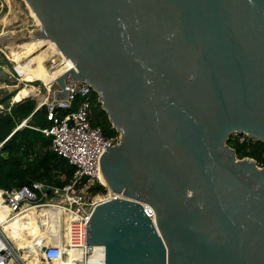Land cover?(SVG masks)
<instances>
[{
  "label": "water",
  "instance_id": "95a60500",
  "mask_svg": "<svg viewBox=\"0 0 264 264\" xmlns=\"http://www.w3.org/2000/svg\"><path fill=\"white\" fill-rule=\"evenodd\" d=\"M5 2V53L53 41L57 98L88 83L121 135L99 169L122 196L87 223L105 264H264V167L228 144L264 141V0Z\"/></svg>",
  "mask_w": 264,
  "mask_h": 264
},
{
  "label": "built area",
  "instance_id": "2783aa9c",
  "mask_svg": "<svg viewBox=\"0 0 264 264\" xmlns=\"http://www.w3.org/2000/svg\"><path fill=\"white\" fill-rule=\"evenodd\" d=\"M66 87L69 89L68 97H53L46 101L47 117L52 124L42 131L52 137L50 148L75 166L72 180L63 187L35 181L32 185L0 191L12 214L18 213L28 205L53 211L49 214L50 222L53 219L59 224L64 222L63 238L54 231L50 233V238H43L42 245L41 241L37 243L38 248L31 247L35 253L37 249L41 251L40 257L45 263L105 264V249L103 253L97 248L100 246L87 244V223L99 203L120 197V194L113 192L102 182L99 156L107 148L106 144H118L121 135L116 131L115 134L106 136L101 126L92 125L90 94L93 89L88 83L67 78ZM80 96H83V99L79 100ZM0 106L2 108V105ZM59 111L66 113L61 114ZM26 124L27 122L23 121L20 127ZM244 138L245 136H241L242 140ZM98 183L105 186L106 192H93L92 188ZM99 196L101 197L97 198ZM144 208L145 213L154 218L153 207L144 204ZM25 253L0 226V264H29Z\"/></svg>",
  "mask_w": 264,
  "mask_h": 264
},
{
  "label": "trees",
  "instance_id": "16d2710c",
  "mask_svg": "<svg viewBox=\"0 0 264 264\" xmlns=\"http://www.w3.org/2000/svg\"><path fill=\"white\" fill-rule=\"evenodd\" d=\"M11 96L9 94L5 99ZM90 102L92 125L101 126L106 136L115 134L116 129L94 90L90 94ZM47 112L45 104L38 108L35 98L22 99L13 103L8 110L0 112V189L19 188L32 185L35 181L63 187L72 180L75 166L50 148L52 137L42 131L52 124ZM59 113L64 114L66 111ZM25 120L27 124L20 127ZM241 136L245 138L242 140ZM228 144L235 149L239 158H254L258 165L264 167V141L245 134H234L230 136ZM92 190L94 193L106 192L101 183Z\"/></svg>",
  "mask_w": 264,
  "mask_h": 264
},
{
  "label": "bare ground",
  "instance_id": "6f19581e",
  "mask_svg": "<svg viewBox=\"0 0 264 264\" xmlns=\"http://www.w3.org/2000/svg\"><path fill=\"white\" fill-rule=\"evenodd\" d=\"M48 43L50 47L57 53V56L55 59H53V61L57 63L51 70L45 65V60L47 59L48 54L46 49L43 50V47L23 60H19L16 54L12 53V60L17 63L18 70L22 75V81L25 82V84L15 93V101H20L26 97H29L31 94H37V90L39 88H36L34 85L30 84V82H34L36 80H40L45 83L53 82L61 74L65 73L72 67H75V64L72 62V60L66 58L53 41ZM102 182L105 184L103 179ZM105 185H108V183ZM100 197L101 196L97 198ZM105 199H107V197H105ZM50 213L52 214L53 211L50 212L47 208L36 209L35 207L26 205L18 213L12 214L5 204L4 197L0 191V226L3 232L6 233L13 241H15L19 249H24L29 264H56L45 263L40 257L41 251L37 249L35 253L31 249V247L38 248L39 245L37 243L40 241L42 245L44 240L43 238H50V233H54V231L63 238V229L65 227L64 222L59 224L56 223L55 219H53L51 222L48 221ZM67 216L69 217V215ZM46 234H48V236H45ZM97 248L102 250L104 253V247L100 246Z\"/></svg>",
  "mask_w": 264,
  "mask_h": 264
},
{
  "label": "rangeland",
  "instance_id": "374dc122",
  "mask_svg": "<svg viewBox=\"0 0 264 264\" xmlns=\"http://www.w3.org/2000/svg\"><path fill=\"white\" fill-rule=\"evenodd\" d=\"M9 7L5 0H0V17H3L7 14ZM0 112L8 110L10 106L15 103L14 94L17 90L22 87L25 82L22 81V75L18 70L17 63H15L12 58V53L7 55L0 43ZM47 50V59L45 60V65L48 69H53L57 62L53 61L57 56V53L50 47L49 43L43 46V50ZM55 81V80H54ZM43 82L40 80H36L34 82H30V84L34 85L37 90V94H31L29 97L38 98L40 101H48L46 94L49 90H57L58 84L55 82ZM51 88H49V85ZM5 87V88H4ZM9 94H12L10 98H6ZM47 98V99H46ZM13 99V100H12ZM9 105V106H8ZM8 106V107H7ZM4 108V109H3ZM122 196V195H120Z\"/></svg>",
  "mask_w": 264,
  "mask_h": 264
},
{
  "label": "crops",
  "instance_id": "0c3cea01",
  "mask_svg": "<svg viewBox=\"0 0 264 264\" xmlns=\"http://www.w3.org/2000/svg\"><path fill=\"white\" fill-rule=\"evenodd\" d=\"M58 91V89L57 90H51V91H47V94H46V97L48 98V99H52L53 97L54 98H57V97H61L60 95H56V92ZM30 98H32V97H30ZM37 99V101H38V108H40L42 105H44L45 103H46V101H40V99H38V98H36ZM17 102V101H16ZM26 122H27V120H25Z\"/></svg>",
  "mask_w": 264,
  "mask_h": 264
}]
</instances>
